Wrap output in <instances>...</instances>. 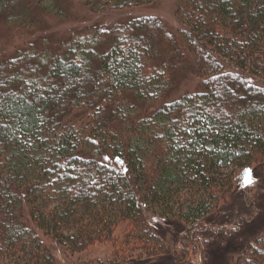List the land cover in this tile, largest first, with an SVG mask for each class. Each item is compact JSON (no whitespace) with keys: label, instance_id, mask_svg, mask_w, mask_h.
Masks as SVG:
<instances>
[{"label":"trees","instance_id":"1","mask_svg":"<svg viewBox=\"0 0 264 264\" xmlns=\"http://www.w3.org/2000/svg\"><path fill=\"white\" fill-rule=\"evenodd\" d=\"M80 1L107 13L154 0ZM32 7L67 17L56 0H0V29L41 24ZM176 16V33L141 16L0 54V264L107 242L116 259L152 256L150 234L178 241L184 264L210 239L219 250L198 264H264V0H180Z\"/></svg>","mask_w":264,"mask_h":264},{"label":"rangeland","instance_id":"2","mask_svg":"<svg viewBox=\"0 0 264 264\" xmlns=\"http://www.w3.org/2000/svg\"><path fill=\"white\" fill-rule=\"evenodd\" d=\"M56 2L67 12L66 18H58L50 13L43 12L36 7H32V15L38 16L41 19V24L32 27H21L20 25L13 24L8 28H1L0 54L3 52L10 53L14 51L17 46L22 44L24 39H35L37 36L44 35L54 36L56 39H63L69 36L71 32L82 31L85 33L88 29L96 26L110 27L125 22L133 17L156 16L162 19L174 33L182 27L176 16V8L180 0H154L147 6L134 7L125 9L124 11H111L107 13L93 12L80 0H56ZM184 80L185 81L180 85L179 91L173 96H177L187 90L196 89L199 81L198 78L196 79V77L193 76L190 78L187 77ZM151 94L152 92H149V100H147V104L138 105V108L136 109V111H138V115H145L144 112L147 113L146 110L148 104H155V102H153L154 100H152L153 96ZM148 108H151V105H149ZM86 143L87 142H85L84 147H86ZM93 149L95 148H92L91 150ZM261 185H264V183L260 184V186ZM240 192L243 194L242 190H240ZM240 210L241 213L244 212L242 207H240ZM232 211L228 212L226 216V218L230 216L228 219L225 218L221 221V223H224L221 227H224L226 230L233 229L236 224L233 223V219L231 220V218H234L235 215L238 214V211L235 210L237 211L235 213ZM147 220V222L153 224V226L157 228L158 232L161 231L162 234H164V232L169 233L171 231V229L169 231L167 224L164 223V219L149 214L147 216ZM226 220H228V223ZM180 234L181 231L178 235L180 236ZM164 235H166V238L169 237L167 234ZM163 236L157 237L156 235L150 234V241L153 247L156 248V255H139V252H132L128 253L127 257L122 256V258H118L124 261V263H121L120 260L114 257L111 242L96 243L90 246V248L86 251L77 252L71 255L68 254V256L67 254H63L62 251L60 252V250H58L59 247H57L55 253L60 264H129V262H133V264H184V261H181V259H176L177 249L180 247L178 241H168L167 239L165 240L162 238ZM220 236H222V233H220ZM242 236L243 235L233 238L228 235L225 237L224 241H244L245 239H243ZM217 239V241L221 240L219 236ZM208 241L212 242L209 245L203 242V248L206 247L205 251L203 250V252H201L202 250H197L196 253H189L193 264H198L202 260H209V253L211 251L210 248H218V246L212 245L213 242L216 241L215 239H210ZM129 257L131 258L129 259Z\"/></svg>","mask_w":264,"mask_h":264},{"label":"snow or ice","instance_id":"3","mask_svg":"<svg viewBox=\"0 0 264 264\" xmlns=\"http://www.w3.org/2000/svg\"><path fill=\"white\" fill-rule=\"evenodd\" d=\"M253 182L254 181L252 178L251 170L250 169L245 170V186H248V185L252 184Z\"/></svg>","mask_w":264,"mask_h":264}]
</instances>
